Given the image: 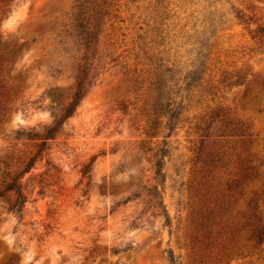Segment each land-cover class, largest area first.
<instances>
[{
  "label": "rangeland",
  "instance_id": "rangeland-1",
  "mask_svg": "<svg viewBox=\"0 0 264 264\" xmlns=\"http://www.w3.org/2000/svg\"><path fill=\"white\" fill-rule=\"evenodd\" d=\"M82 1L0 0V179L42 142L18 133L71 102ZM105 2L93 85L22 178L21 216L0 200V264H264V0ZM157 77L180 108L147 137Z\"/></svg>",
  "mask_w": 264,
  "mask_h": 264
},
{
  "label": "trees",
  "instance_id": "trees-1",
  "mask_svg": "<svg viewBox=\"0 0 264 264\" xmlns=\"http://www.w3.org/2000/svg\"><path fill=\"white\" fill-rule=\"evenodd\" d=\"M104 1L106 7H92L91 12L88 10V1L83 0L78 5V12L73 19V30L75 36L81 47L82 58L81 62L77 66L75 76V92L72 94L71 102L63 110V115L57 118L54 124L50 127L43 129L42 134L25 135L24 133H18L19 137L28 136L27 139H38L41 140V144L37 145L35 154H30L24 160H22L17 168V171L5 170L1 174L0 179V200L7 205V211L9 213L21 216L25 206L28 202V195L23 189L22 178L25 174L29 173L36 163L38 157H40L47 141L54 140L58 132L63 125V119L71 117L80 102L87 96L88 89L91 88L92 79L89 75V60L93 57L98 45V38L101 34V26L104 24L105 19L108 16V6ZM6 60L0 56V77L4 70V62ZM155 90L157 94H153V101L151 104V118L148 120V126L145 131L147 137H153L155 131L158 128V117L164 115L166 118V130H172L175 120L177 118L178 110L180 108V102L177 100L179 94H175L172 88L164 85L160 77H157L155 82ZM4 87L1 85L0 90L3 91ZM3 94H0V98ZM155 179H160L161 174L159 170V163H156ZM147 196H149L150 203L155 210L152 215L162 216L165 220V225H170V220L165 211V208L159 202L157 194V187L147 190ZM161 210V211H160ZM160 211V212H159ZM155 212H159L156 213ZM259 243L264 242V232L259 231L257 235ZM171 264H179L172 256H170Z\"/></svg>",
  "mask_w": 264,
  "mask_h": 264
}]
</instances>
